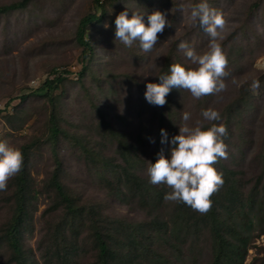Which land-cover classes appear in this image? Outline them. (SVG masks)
I'll use <instances>...</instances> for the list:
<instances>
[{"label": "rangeland", "instance_id": "1", "mask_svg": "<svg viewBox=\"0 0 264 264\" xmlns=\"http://www.w3.org/2000/svg\"><path fill=\"white\" fill-rule=\"evenodd\" d=\"M18 1L20 0H0V6ZM101 1L105 2L106 16L103 22L88 32L87 39L94 47V58L91 72L81 83L75 81L74 73L80 68L81 49L76 45L74 34L80 18L89 12L100 13L93 0H36L25 10L0 14V109L8 105L7 111L0 113V141H6L19 149L34 140L38 141V146L41 144V140L47 135L49 105L39 97H31L20 103L19 96L23 90L36 89L50 76L52 69L62 72L69 70L73 74L70 73L68 77L73 80L66 81L63 92L60 93V127L81 137L84 142L103 145L109 156H113L114 147L98 137L97 111L102 112L106 120L119 131L135 136L141 130L140 136L146 138H141L142 146H138L136 153L141 160L136 168L141 177L149 179L147 170L161 127L157 112L160 107L141 102L139 85L156 83L172 47L177 50L179 62L186 69L197 67L177 46L186 41L197 53L208 49L209 35L199 26L198 21L190 19V6L198 5L204 0ZM206 2L211 8L223 13L227 20L222 33L223 39L220 41L228 58V75L224 78L227 89L219 94L209 95L204 101L202 98L194 99L190 92L181 89L183 92L178 97L181 105L178 112L182 117L183 113H190L191 119L185 122L181 117L180 121H175L177 124L174 130L169 127L166 132L173 137L179 134V127L185 123L195 126L197 120L204 122L202 110L213 108L222 113L239 95L240 88L246 85L248 94L253 96L257 115H245L244 123L249 129L250 138L243 154L236 157V167L244 172V180L252 181L260 171L261 163L257 152L264 138V0ZM181 4L185 5L183 11L178 10ZM126 9L129 11V18L132 11L143 14L145 24L148 15L155 11L165 13L171 22V27H166L163 34L159 35L158 43L151 52H143L138 42L127 47L116 41L115 19ZM253 80L260 83L258 95L250 90ZM162 124L164 126L165 122ZM235 127L236 123L233 124V131L236 133ZM38 148L33 151L29 167L35 187L40 192L34 201L30 221L23 229L22 238L24 249L30 251L35 261L43 253L44 236L57 218L56 214L49 212L52 206L51 193L48 194L43 189L53 171V157L49 145L44 143ZM170 148L169 141L162 144V150L168 158ZM57 155L65 169L64 182L75 191L80 204L107 200L114 205L112 214L135 221L143 219L144 213L137 209L136 203L120 204L107 197L106 191L99 186L93 175L99 169L87 168L79 148L71 150L63 143ZM252 183L243 184L244 191ZM11 186L12 179L8 181L6 190L0 191V229L12 213L13 201L10 195L14 187ZM81 236L87 246L90 242L87 234L83 233ZM253 237L245 264H264V235L256 237L255 232ZM200 241L195 246L206 248L207 239ZM187 248L189 245L184 249ZM88 250L81 251L74 259V264H93L96 252L90 247ZM181 253L183 255L182 250ZM186 255L188 260L183 255L177 263L206 264L209 258L205 249L203 255L194 261L189 253ZM8 256L6 247L1 248L0 264H7Z\"/></svg>", "mask_w": 264, "mask_h": 264}, {"label": "trees", "instance_id": "2", "mask_svg": "<svg viewBox=\"0 0 264 264\" xmlns=\"http://www.w3.org/2000/svg\"><path fill=\"white\" fill-rule=\"evenodd\" d=\"M34 1L20 0L0 6V14L25 10ZM93 3L100 13L89 12L80 18L74 34L76 45L81 49L80 68L74 73L77 83H81L92 70L94 47L87 39L88 32L103 22L106 16L105 2L93 0ZM175 50L172 47L168 52L158 77L170 74L171 64H181ZM70 73L73 74L69 70L62 72L52 69L50 76L36 89L23 90L19 96L20 103L31 97L43 98L50 108L47 135L39 146L44 143L49 145L53 157V171L43 189L51 193L52 206L49 212L56 214L57 218L44 236L43 253L39 259L33 260L30 251L24 249L22 238L23 229L30 221L34 201L40 192L35 187L29 167L33 151L39 149L38 141L34 140L20 148L24 166L12 178V213L0 229V251L6 247L9 252L6 263L74 264L79 253L90 247L96 252L93 264H178L183 255L188 260L186 253L194 261L203 255L204 249L209 254L206 264H245L253 234L256 232V237L264 235V138L257 152L261 166L255 179L244 180V172L236 167V157L243 154L250 138L249 129L244 123L245 115H257L253 96L248 94L246 85L240 88L239 95L220 113V121L203 122L205 129L212 123L226 125L228 156L215 165L217 171L223 173L224 184L211 197V210L207 214H200L184 203L166 201L164 197L171 189L163 184L153 185L149 179L140 176L136 165L141 159L136 152L138 146H142L141 140L146 138L140 136L141 130L135 136L119 131L106 120L102 112L97 111L98 137L114 147L113 156H109L103 145L84 142L81 137L60 127V93L66 81L73 80L68 77ZM158 77L156 83H159ZM139 87L141 102H147L144 96L146 84H140ZM181 92V89H172L166 97L167 103L157 110L158 124L162 127L160 130L166 131L169 127L174 130L175 121H180L182 116L178 112L181 106L178 97ZM208 96L202 97V100ZM7 107L0 109V113H5ZM234 123L236 133L233 131ZM232 131L237 135L238 145ZM167 135L172 147L170 141L174 136ZM161 139L159 131L151 163L156 162L157 153L162 150ZM63 143L71 150L80 149L88 169H99L93 175L106 191L107 197L120 204L136 203L137 209L144 213L143 219L135 221L112 214L114 205L107 200L80 204L75 191L64 182L65 169L57 155ZM250 182H253L251 187L244 191L243 184ZM83 233L87 234V240L90 241L87 246L83 243ZM203 239H207V249L195 246ZM187 245L189 248L184 249Z\"/></svg>", "mask_w": 264, "mask_h": 264}, {"label": "clouds", "instance_id": "3", "mask_svg": "<svg viewBox=\"0 0 264 264\" xmlns=\"http://www.w3.org/2000/svg\"><path fill=\"white\" fill-rule=\"evenodd\" d=\"M190 7V19L198 21L210 37L208 49L197 53L188 42H180L178 50L197 67L186 69L181 64H171L170 74L159 76V83H147L144 96L151 105L163 107L167 103L166 97L174 88L190 92L194 99L216 95L227 89L224 78L228 75V58L220 43L227 20L223 13L211 8L206 0ZM184 8L185 5L181 4L178 10L183 11ZM115 26L116 41L127 47L138 42L140 49L147 53L156 47L159 35L163 34L166 27H171V22L165 13L155 11L148 15L145 24L143 14L132 11L129 18L126 9L116 17ZM232 82L235 84V79ZM259 88V81L253 80L250 90L254 95L259 94ZM201 116L204 121L221 120V114L213 108L202 110ZM182 119L189 121L190 113H183ZM160 134L161 144L167 143V132L161 129ZM227 135L224 124L212 123L205 129L201 120H197L195 126L185 123L179 127V134L170 141V158L161 150L157 153L156 162H149L147 171L150 183L163 184L171 189L164 197L166 201L184 203L200 214H207L212 208L211 197L224 184L223 173L217 171L215 165L221 159H227ZM23 166L22 151L6 141H0V191L6 190L8 181L18 175Z\"/></svg>", "mask_w": 264, "mask_h": 264}, {"label": "bare ground", "instance_id": "4", "mask_svg": "<svg viewBox=\"0 0 264 264\" xmlns=\"http://www.w3.org/2000/svg\"><path fill=\"white\" fill-rule=\"evenodd\" d=\"M262 66L264 67V64H262Z\"/></svg>", "mask_w": 264, "mask_h": 264}]
</instances>
